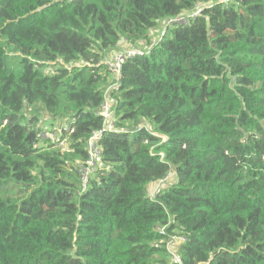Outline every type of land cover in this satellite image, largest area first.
Returning <instances> with one entry per match:
<instances>
[{"label": "trees", "instance_id": "obj_1", "mask_svg": "<svg viewBox=\"0 0 264 264\" xmlns=\"http://www.w3.org/2000/svg\"><path fill=\"white\" fill-rule=\"evenodd\" d=\"M0 264H264V0H0Z\"/></svg>", "mask_w": 264, "mask_h": 264}, {"label": "built area", "instance_id": "obj_2", "mask_svg": "<svg viewBox=\"0 0 264 264\" xmlns=\"http://www.w3.org/2000/svg\"><path fill=\"white\" fill-rule=\"evenodd\" d=\"M194 14H191L190 17H192ZM188 22V20L182 16L170 18L164 20L162 24V33L167 27H174L177 25H185ZM157 40H152V44H156L160 38L161 35ZM144 52L138 50L137 48H129L125 49L119 52H116L112 56H110L107 60L104 61V64L106 65L107 71L111 74V78L114 80H118L120 76V68L122 64L127 60V59H133L135 57H140L143 56ZM112 112H113V107L108 102V100H105L104 103L101 105L98 115L102 119V128L96 132H93L92 135L89 137L87 144H86V161L83 163L79 169H78V174H79V179L82 188L84 189L89 181L90 178L94 175L98 163L100 161V149L97 145V142L100 140V138L103 136V134L107 132H114L115 131V124L112 118ZM50 128V129H49ZM71 124L69 122H60V121H49L47 127H42L37 131V139L36 141L39 143H44V142H50L56 145L61 151H65L67 148V141L66 137L73 131L70 129ZM171 178L170 175H168L166 178H164L161 182L160 185L157 187L153 188L152 191L149 194V197L152 199H155L156 195L159 193L162 187L166 186V182ZM185 240L183 237H178L175 239H172L168 245H172L173 243H184ZM169 246V253L173 261L176 263H180V258L173 252L171 247Z\"/></svg>", "mask_w": 264, "mask_h": 264}, {"label": "crops", "instance_id": "obj_3", "mask_svg": "<svg viewBox=\"0 0 264 264\" xmlns=\"http://www.w3.org/2000/svg\"><path fill=\"white\" fill-rule=\"evenodd\" d=\"M163 26L161 25H158V27L154 30V32L152 33V35H151V40L153 39V40H157L159 37H160V34L162 33V30H163V28H162ZM159 28V29H158ZM123 44V43H122ZM121 47V46H120ZM134 48V47H132L131 45H127V44H123L122 45V48ZM43 127L45 128V125H43ZM50 129V128H49ZM154 187V186H153Z\"/></svg>", "mask_w": 264, "mask_h": 264}, {"label": "rangeland", "instance_id": "obj_4", "mask_svg": "<svg viewBox=\"0 0 264 264\" xmlns=\"http://www.w3.org/2000/svg\"><path fill=\"white\" fill-rule=\"evenodd\" d=\"M161 25H162V24H161ZM161 25H160V26H161ZM158 29H159V28H158ZM153 32H154V31H153ZM153 32H152V33H153ZM151 38H152V37H151ZM124 49H128V48L125 47ZM171 174H172V173H171ZM173 176H174V175L172 174V177L168 180V182H166V185H167V184H170V183H172V182L174 181V177H173ZM162 188H164V187H162Z\"/></svg>", "mask_w": 264, "mask_h": 264}]
</instances>
